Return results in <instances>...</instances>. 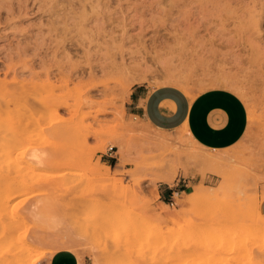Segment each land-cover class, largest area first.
<instances>
[{"label": "rangeland", "instance_id": "obj_1", "mask_svg": "<svg viewBox=\"0 0 264 264\" xmlns=\"http://www.w3.org/2000/svg\"><path fill=\"white\" fill-rule=\"evenodd\" d=\"M138 84L231 89L246 133L213 150L155 129ZM258 208L264 0H0V264H264Z\"/></svg>", "mask_w": 264, "mask_h": 264}, {"label": "crops", "instance_id": "obj_2", "mask_svg": "<svg viewBox=\"0 0 264 264\" xmlns=\"http://www.w3.org/2000/svg\"><path fill=\"white\" fill-rule=\"evenodd\" d=\"M128 104L131 114L142 118L147 125L165 131L184 128L202 147L213 150H224L237 144L249 122L248 109L241 96L222 87L190 97L172 85L151 88L138 84L132 87ZM83 262L79 253L70 249L58 250L44 258L45 264Z\"/></svg>", "mask_w": 264, "mask_h": 264}, {"label": "bare ground", "instance_id": "obj_3", "mask_svg": "<svg viewBox=\"0 0 264 264\" xmlns=\"http://www.w3.org/2000/svg\"><path fill=\"white\" fill-rule=\"evenodd\" d=\"M209 1H213V0H209ZM214 1H217V0H214ZM221 1V0H220ZM224 2V1H223ZM227 3V2H226ZM17 47V46H16ZM18 49H20L23 53H25L26 51H25V48H22L21 46H18L17 47ZM18 53H20V52H18ZM8 56V55H7ZM10 56V55H9ZM69 56V55H68ZM41 59V58H40ZM42 63V62H41ZM11 67H9V69H10ZM75 66H71L70 68H69V70H68V74L66 75V79H65V82H70V81H72L73 79H75V73L77 72L76 70H75ZM62 70L60 71V74L62 75ZM49 74V72L48 71H46V75H48ZM137 79V78H136ZM225 80V79H224ZM180 82V81H179ZM60 105H61V103H59V101L58 100H54L52 103H51V107H53L54 109L55 108H59L60 107ZM50 107V108H51ZM45 109H48V108H45ZM44 109V110H45ZM35 111V110H34ZM50 111V110H49ZM35 112H38V111H35ZM49 113V112H48ZM29 114V113H28ZM34 114V113H33ZM36 114V113H35ZM34 114V115H35ZM46 115L42 118L41 117V120H48V119H50V117H52L51 116V113L50 114H47V112L45 113ZM30 115H31V117H30V119L29 120H31V119H33L34 117V115H32L31 114V112H30ZM36 116H38V115H36ZM42 116V115H41ZM39 117V116H38ZM28 120V121H29ZM34 122H33V125L36 123L37 124V127H38V125H40V121L36 118H34V120H33ZM32 122V121H31ZM42 123V122H41ZM40 129V128H39ZM186 130V129H185ZM41 131V130H40ZM167 138H169V137H167ZM117 146V145H116ZM192 146V145H191ZM120 148H122V146H120ZM194 150V149H193ZM193 154H195L194 152H193ZM106 166V165H105ZM163 179L164 180H168V178H166V177H163ZM16 182V181H15ZM13 184H15V183H13V182H11V184L10 185H13ZM17 184V183H16ZM11 187H14V189L15 190H12L13 192V194L14 193H16V187L17 186H15V185H13V186H11ZM205 187L203 186V184H198V185H196L195 186V189H194V191H192V192H190V193H188L187 195H188V200L190 201L191 199H193V197L198 193V192H201V191H205ZM15 191V192H14ZM9 194V193H8ZM187 199V198H186ZM187 200V201H188ZM185 204H186V202H184ZM255 212V211H254ZM258 212L260 213V215L262 216H260L261 218H262V220H261V225H262V227L264 228V215L261 213V210H260V208H258ZM262 227H257V229H259V228H262ZM107 229H109V228H107ZM258 232H259V230H257ZM261 235H263L264 236V233H261ZM94 255H93V257L94 258H96L97 257V255L95 254V253H93ZM181 256V255H180ZM184 256V255H183ZM81 258V260H82V262H83V258L82 257H80ZM33 264H35V263H33Z\"/></svg>", "mask_w": 264, "mask_h": 264}, {"label": "built area", "instance_id": "obj_4", "mask_svg": "<svg viewBox=\"0 0 264 264\" xmlns=\"http://www.w3.org/2000/svg\"><path fill=\"white\" fill-rule=\"evenodd\" d=\"M108 150H109L110 153H112L113 147H109ZM110 155H112V154H110Z\"/></svg>", "mask_w": 264, "mask_h": 264}, {"label": "trees", "instance_id": "obj_5", "mask_svg": "<svg viewBox=\"0 0 264 264\" xmlns=\"http://www.w3.org/2000/svg\"><path fill=\"white\" fill-rule=\"evenodd\" d=\"M172 191H170V193H171Z\"/></svg>", "mask_w": 264, "mask_h": 264}]
</instances>
